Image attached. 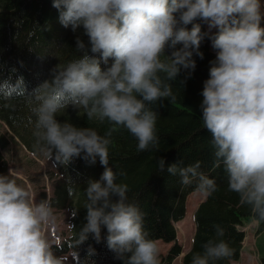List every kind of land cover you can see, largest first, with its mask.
<instances>
[{
  "label": "clouds",
  "instance_id": "obj_1",
  "mask_svg": "<svg viewBox=\"0 0 264 264\" xmlns=\"http://www.w3.org/2000/svg\"><path fill=\"white\" fill-rule=\"evenodd\" d=\"M52 6L65 29H83L88 45L78 37L77 58L57 64L30 92L24 78L16 76L13 91L2 99L20 97L29 107L34 153L54 166L81 158L93 165L98 159L104 168L100 179L88 180L84 189L86 223L73 247L89 236L101 242L106 229V246L121 264H160L157 242L144 229V213L128 202V185L117 183L109 166L110 138L124 128L138 151L159 149V113L151 106L176 101L170 82H177L182 71L187 76L181 85L191 77L194 57L204 59L200 48L206 38L215 59L199 107L214 166L223 168L228 191L249 209L252 223L264 224V0H52ZM109 60L111 65L102 68ZM67 109L83 110L89 121L111 127L101 136L93 128L61 122L57 116ZM156 167L165 171V160ZM199 168L200 162L172 164L167 172L179 175L182 185L197 181L195 190L211 196L216 182ZM11 173L0 174V264H66L49 239L56 226L51 203L35 200ZM71 215L76 218L78 210ZM213 227L214 238L192 255L191 264H231L234 250L224 239L225 229ZM87 253L95 255V250L89 246ZM72 259L81 264L78 251Z\"/></svg>",
  "mask_w": 264,
  "mask_h": 264
},
{
  "label": "trees",
  "instance_id": "obj_2",
  "mask_svg": "<svg viewBox=\"0 0 264 264\" xmlns=\"http://www.w3.org/2000/svg\"><path fill=\"white\" fill-rule=\"evenodd\" d=\"M58 15L52 0H0V120L31 152H34L35 138L33 127L28 122L31 115L29 107L23 98L4 100L2 96L4 92L13 91L16 76L24 78L30 92L49 78L50 70L57 64L63 65L77 58L78 37L88 45L83 29L75 33L70 28L65 29L59 23ZM201 26L202 32H207L206 25L201 22ZM200 51L204 53V59L194 57L197 67L186 83H179L187 76L184 71L177 77V82H170L176 101L169 103L164 100L151 106L159 113L156 125L158 150L138 151L137 141L124 128L115 129L110 138L109 166L117 174V183L128 185V202L138 205L144 213V229L149 238L173 242L167 253L160 255V264H172L183 252L182 246L176 241L175 222L185 217L186 199L196 191L197 186V181L182 185L179 175L172 176L167 172L169 165L184 167L200 162L199 171L214 179L217 185L216 192L200 202L197 209L193 207L196 230L192 246L183 256V264H191L192 255L202 251V245L214 238V225L225 229L224 239L234 250L231 264L239 260L246 237L243 226L251 222L249 209L240 205L235 193L228 191L223 168L214 166L211 136L202 126L200 93L204 81L209 78L210 62L215 59V51L207 38L202 42ZM111 63V60L108 65L102 62L101 67L106 68ZM13 68L17 70L16 73L11 71ZM68 110L71 111L63 113ZM57 118L77 127L93 128L101 136L111 127L106 121H89L83 110L67 109L58 114ZM6 144L7 140L0 135V174L8 169L1 152ZM161 158L165 160L163 172L156 167ZM54 167L56 179L52 195L48 200L46 193H43L41 199H47L53 210L69 207L72 212L78 210V215L72 217L75 228L71 226V235L59 244H53V251L58 256L78 251L81 264H121L115 258V253L106 246V229H102L101 242L97 243L89 236L84 244L78 248L73 247L78 238L77 233L86 223L84 189L88 180H99L104 171L99 160L93 165L81 158H74L66 166ZM257 230L259 234L262 233L264 224L258 225ZM89 246L95 250V255L88 256ZM218 264L229 262L220 261ZM260 264H264V256H261Z\"/></svg>",
  "mask_w": 264,
  "mask_h": 264
},
{
  "label": "rangeland",
  "instance_id": "obj_3",
  "mask_svg": "<svg viewBox=\"0 0 264 264\" xmlns=\"http://www.w3.org/2000/svg\"><path fill=\"white\" fill-rule=\"evenodd\" d=\"M70 111L71 110H68L63 113H69ZM0 135L4 136L7 140L6 146L1 149L8 168L3 175L9 174V169H11L12 178L16 179L17 183L32 192L35 200L39 201L43 193H46L47 198H49L52 195V190L54 188L53 184L56 179L53 174L55 172L53 163L47 157L28 150L22 141L10 131L7 124L2 120H0ZM200 196L201 194L197 191L188 195L186 199L185 217L181 221L175 223L177 229L176 241L182 246L183 252H185L184 255L190 250L195 235L196 224L193 207L196 206L197 208L198 204L204 200V198H202L203 195ZM53 213L56 217V226L52 228L49 233V239L52 245L59 244L62 240L69 237L71 235L72 226V210L69 207L53 210ZM245 224L246 225L243 226L246 232V237L243 242L245 245V252L242 261L246 259V261H249L251 264H260V258L264 256V231L255 242L254 237L256 235V230L253 229L251 225H248L249 223ZM160 243L161 244H157V246L162 255H165L173 244L171 243L166 246V244L169 243L163 240H160ZM62 256L67 258L66 264H75L72 259V252L69 251ZM181 260L183 259L177 260L175 264H182ZM242 261H239V263L235 262V264H243ZM249 262H247V264H250Z\"/></svg>",
  "mask_w": 264,
  "mask_h": 264
},
{
  "label": "crops",
  "instance_id": "obj_4",
  "mask_svg": "<svg viewBox=\"0 0 264 264\" xmlns=\"http://www.w3.org/2000/svg\"><path fill=\"white\" fill-rule=\"evenodd\" d=\"M202 196V195H201ZM200 196V197H201ZM202 198H206L205 196H203ZM200 199V198H199ZM200 200H202V199H200ZM246 225V224H245ZM248 225H251L252 226V228L253 229H255L256 230V235H255V237H254V241L256 242V240L258 239V237L260 236V234L258 233V225H256V224H253L252 223V221L248 224ZM243 229H244V227H243ZM245 230V229H244ZM254 235V234H253ZM157 242V244L158 245H160L161 243H160V240H158V241H156ZM255 242H254V245H255ZM168 245H170V244H166V246H168ZM256 249H258V248H256ZM244 252H245V245H244V243H243V248H242V252H241V257H240V259L239 260H237V261H234L233 262V264H235V262H237V263H239V261L241 262L242 261V258H243V256H244ZM184 253L185 252H183L179 257H177L174 261H173V263L172 264H175V262H177V260H179V259H183V255H184ZM160 254H162V253H160ZM182 261V260H181ZM243 262V264H247V262H249V261H246V259L245 260H243L242 261ZM250 263V262H249ZM251 264V263H250Z\"/></svg>",
  "mask_w": 264,
  "mask_h": 264
}]
</instances>
